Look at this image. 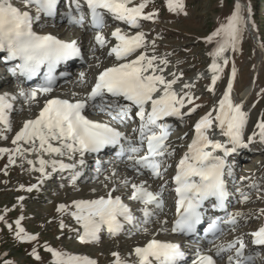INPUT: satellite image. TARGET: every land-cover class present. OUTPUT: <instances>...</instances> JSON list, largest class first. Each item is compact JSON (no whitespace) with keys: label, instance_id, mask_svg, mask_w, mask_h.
<instances>
[{"label":"snow or ice","instance_id":"1","mask_svg":"<svg viewBox=\"0 0 264 264\" xmlns=\"http://www.w3.org/2000/svg\"><path fill=\"white\" fill-rule=\"evenodd\" d=\"M59 3L60 0H0V53H6L5 59L8 61H17L11 69L12 74L32 80L44 70L43 84L32 89L30 93L21 92L27 100L34 101L38 93H51L56 84L57 66L80 55L76 40L64 41L51 34L42 35L33 30L34 23L45 17L57 16ZM129 5H133V0H66L67 11L63 16L69 24L83 27L86 7L90 26L96 30L95 43L103 48L109 43L102 35L106 14L131 28H139L140 20H153L156 15L144 13L147 0L131 7ZM167 7L171 12L187 15L183 0H167ZM248 12L251 15L250 8ZM245 24L241 5L237 3L227 23L205 38L206 43L215 40L217 44L211 54L213 63L209 68L213 85L219 79L218 73L222 71L216 59L223 58L224 65H227L228 60L224 58V53L229 48L237 50ZM111 36L116 43L108 55L114 56L117 63L98 74L94 85L83 98L46 100L38 115L34 119L26 120L16 133L12 140L15 148H0V156L8 154L9 164L15 165L17 158L24 160L31 171L40 173L42 183L43 178L49 176L46 171L49 167L53 172L73 170L76 169L77 163L81 167L84 166L86 154H98L103 149L112 147L118 148L116 156L122 161H129V166L138 176L144 175L146 171L152 179H164L165 173L171 167L166 161L175 155V149L168 143L172 126L167 123V119L176 117L183 120L185 116H191L200 107L195 104L198 97L189 92H178L174 88L182 79L183 73H170L172 78L169 79L165 75L169 64L166 58L154 54L149 56L146 51H140L147 47L143 32L128 36L117 27ZM152 47L155 48V41L152 42ZM235 75L236 70L233 67L232 77L235 78ZM80 80L81 83L85 82L83 73L80 74ZM191 87L193 85L190 83L183 85L184 89ZM231 89L232 83L229 81L227 90L218 101V107H213L194 124L191 143L187 144L186 152L175 166L173 191L176 195V218L171 228L172 233L195 235L198 226L204 222L206 202H211L213 211H226V201L229 197L226 177H230L232 173L227 170L225 159L217 153L223 152L226 157L237 147L245 146L243 130L248 120V114L242 110V104H235L231 100ZM209 90L214 91L213 88ZM10 99L14 97L10 98L8 94L0 95V124L5 126L0 129V139H7L3 133L11 131L8 113L13 105ZM186 107L187 112L182 111ZM89 110L93 115H102L107 119H90L86 114ZM114 124L120 127H115ZM132 124L136 126L131 127ZM130 127L131 135L120 130ZM216 127L227 138L226 143L210 138L215 134ZM256 127L264 140V120L258 122ZM252 138L249 137V141ZM28 155H35L37 159H26ZM45 156L51 159L46 160ZM57 156H67L73 163L66 164L55 159ZM97 170H100L99 164ZM112 175H116L115 171ZM75 176L78 177L79 172H76ZM123 184L131 188L129 199L144 206L141 209L145 218L143 223H149L153 217L158 218L159 212L164 208L163 193L167 182L161 184L159 191L155 192L151 190L148 180L139 184L125 180ZM34 189H38V185L26 189L21 185V190L31 192ZM115 191L117 189L113 188L106 197L74 201L70 206L75 208L76 211L71 215L83 230L79 236L81 243L98 241V234L104 228L110 235H118L124 229V222L131 224L135 220L132 210L123 202L122 197L112 195ZM20 199L23 200V197ZM247 199L245 195L243 200ZM68 207L60 205L57 211L65 212ZM261 214H264V209ZM240 216H243V213L210 219L206 235L218 237V234H222L224 229L220 227L221 223L227 224L230 231H235L237 217ZM4 219L5 217L0 215V221ZM163 223L166 224L167 221ZM63 227L61 224V228ZM15 235L21 242L38 239L37 236L25 232L20 220L16 221ZM247 235L252 237V245L264 246V226ZM211 243H214V240ZM246 247L244 237L238 236L226 245L217 246L215 256L219 257L228 252L231 253L227 258L228 264H254V255L245 254ZM45 250L54 258L52 264H95L86 257L69 255L47 246ZM134 254L138 258V264H153L154 261L156 264H180L185 257L179 244L156 239L150 240L144 247H137ZM31 255L37 260L40 259L35 249ZM113 256L116 258L115 264H124L118 253H113ZM4 264L11 262L5 261ZM191 264H216V260L213 255L198 248Z\"/></svg>","mask_w":264,"mask_h":264},{"label":"rangeland","instance_id":"2","mask_svg":"<svg viewBox=\"0 0 264 264\" xmlns=\"http://www.w3.org/2000/svg\"><path fill=\"white\" fill-rule=\"evenodd\" d=\"M141 2L143 0H133V5ZM183 3L187 15L169 11L167 0H147L144 13H155L154 19L141 20L139 28L124 32L128 36L132 31L134 34L143 32L147 47L140 51H146L149 56L154 54L157 57L166 58L169 64L165 75L169 79L172 78L170 73L177 75L183 73L182 79L174 88L178 92H189L194 97H198L195 104L200 107L191 116H185L183 120L179 119V122L174 123L175 127L168 141L175 149V155L166 161V164L171 167L165 173L164 179H148L147 174L138 176L135 171L130 170L129 161H122L121 158L116 157L118 148L101 155L107 159L108 163L104 168L102 167L99 174L92 175L94 166L93 164L89 165L84 170L86 178L84 181L73 179L76 170L64 172L65 174L58 173L54 176L49 167L46 170L49 176L43 178L41 183L40 173L31 171L30 166L24 160L17 158L15 165H11L8 162V154L0 156V215L5 217L3 221H0V264H4L5 261H9L11 264H52L54 258L50 252L45 250V246L69 255L86 257L94 261L95 264H115L116 258L113 253H118L124 264H134L138 260L134 250L137 247H144L152 237L159 238L158 241L161 242L175 243L176 238L180 237L178 234L171 237L168 232L169 228L167 230L168 225L163 223L164 217L170 220V225L173 223L169 202L172 192V189H169L172 170L178 159L184 155V151H181L182 148L194 136L191 132L193 124L213 107H218V101L227 90L229 81L232 83L231 100L235 104H242V110L248 114L247 124L243 130L245 146H241L234 154L237 155L246 148L247 150L252 149V153H246L238 162L235 161V157L231 158V161L235 163L236 174L229 190L233 197L228 202V210L222 216L227 218L230 214L238 212L243 213V216L237 217L238 224L235 231H230L227 224L221 223L220 227L224 229V232L218 234V237L211 238L214 243L198 248L205 252L207 249L209 250L208 247L216 249L219 245H226L236 237L243 236L247 245L246 250H249L250 235L247 234L264 225V214H261V210L264 209V140L261 139L259 129L256 127L258 122L264 120V49L261 48L260 42V38L264 42V0H183ZM237 3L241 5V15L246 24L237 50L233 51L229 48L224 53V58L228 60L227 65H224L223 58L216 59V62L221 65L222 71L218 73L219 79L213 85L212 73L209 68L213 63L211 54L217 44L215 40L212 43H206L205 38L227 23L228 18L234 13ZM18 6L22 7L19 4ZM249 8L251 15L248 12ZM62 25L65 26V23L52 25L43 22L39 23L36 28L43 32L49 30V34L53 33L54 36L62 32L66 35L64 37L66 40L70 37L73 38L81 31L85 32L86 43L83 44L85 49L80 48L79 60L72 64L73 73H69V68L67 70L69 75L66 74L55 84L57 89L54 90V93L57 96L72 100L81 98V94L87 93L89 84L93 82L94 77L103 67L117 63L107 56L115 41L111 39L110 33L102 30V35L109 43L98 49L93 44L96 32L83 27L68 31V28H63ZM53 26H58V29L53 30ZM109 27L114 28L113 25ZM153 41H155V48L152 47ZM233 67L236 70L235 78L232 77ZM81 73L88 81L86 85L78 89L76 85L81 81ZM185 83H190L193 87L184 89ZM15 87L18 90L17 98L15 97L10 102L15 111L12 117L8 115L11 131L3 133L7 139H0V148H15L12 140L16 133L26 120L36 117L34 110L37 111L40 103L44 100L42 97L31 102L24 101L21 99L24 97L21 92L30 93L29 89L19 85ZM210 88H213L214 91H210ZM8 93L11 94V92ZM19 99L20 101H18ZM192 106L188 105V107ZM30 107L33 109V113L29 112ZM188 107L182 111L187 112ZM213 114L215 115V113ZM135 126V124L131 125V127ZM4 127L3 124H0V129H4ZM254 133L255 135H253ZM249 137H253L251 141H249ZM44 158L51 159L48 156ZM26 159L35 161L37 157L28 155ZM55 159L71 164L67 156H57ZM78 160L79 156H77ZM36 166L38 167V164ZM113 171L116 173L115 176L112 175ZM51 175L52 177H50ZM125 180L137 184L148 180L151 190L155 191L161 184L167 182V188L163 193L164 208L158 218L153 217L149 223H143L145 218L141 209L144 206L129 199L130 187H125L120 182L117 183V181ZM21 185L25 189L32 185H38V189L28 192L21 190ZM82 185L86 186L87 191H79ZM109 187H111L110 190L117 189L112 195L122 197L123 202L132 210L135 220L126 225L128 231L125 234L110 235L104 228L98 234V241L81 243L79 236L83 230L71 215L76 211L75 208L70 206L74 201L94 200L93 198L103 195ZM245 195L248 197L246 201L243 200ZM21 197L23 200L20 199ZM60 205L69 207L65 212H59L57 209ZM17 220H20V225L27 234L35 235L38 239L32 242L18 240L15 235ZM61 224L64 225L63 228H61ZM198 248L187 244L183 252L186 256H192ZM33 249L39 255V260L31 255ZM251 253L255 257L254 264H264V247L252 250ZM230 254L223 253L218 263L226 264L227 256ZM5 256L7 259L2 261L1 259Z\"/></svg>","mask_w":264,"mask_h":264},{"label":"bare ground","instance_id":"3","mask_svg":"<svg viewBox=\"0 0 264 264\" xmlns=\"http://www.w3.org/2000/svg\"><path fill=\"white\" fill-rule=\"evenodd\" d=\"M66 20H64L63 18H60V17H58V18H56L54 21H50V22H48L47 24H52V25H55L56 23H61V24H63L64 22H65ZM67 22V21H66ZM36 25V24H35ZM55 29H58V27L57 26H53V30H55ZM72 29V28H71ZM42 32V35H44V34H49V30H47L46 32H45V30H44V32L43 31H41ZM106 32H108V33H112V30H111V28H108V29H106ZM124 33V32H123ZM59 34H60V36H58L59 37V39H61V40H66L64 37L66 36L65 34H63L62 32H59ZM125 34V33H124ZM132 35H135L134 34V32L132 31V33L130 32V36H132ZM111 39H113L114 40V38L111 36ZM68 41H71V40H76L77 42H78V46H79V48H81V49H85V48H83V44L84 43H86L85 41H86V39H85V32H83V31H81L80 33H78L77 35L75 34V36L73 37V38H71L70 37V39L68 38L67 39ZM115 41V40H114ZM115 43H116V41H115ZM82 44V45H81ZM93 44L99 49L100 48V46L99 45H97L96 43H95V41H93ZM82 46V47H81ZM107 56H109L108 55V53H107ZM110 57V59L111 60H113V61H115V58H114V56H109ZM114 64H110V65H108V66H106V67H103L102 69H101V71H103L105 68H108V67H111V66H113ZM69 68H70V71H69V73H73V71H72V65L71 64H66V66L65 67H62L61 66V68H60V70H64L63 72L64 73H66V74H68V72H67V70H69ZM2 71V70H1ZM101 71H99L97 74H99ZM69 75V74H68ZM57 79L56 80H60V79H62V77H61V74L60 73H58L57 74ZM97 77V76H96ZM96 77H94V80H93V82L91 83V84H89V87H88V91H90V89H91V87L94 85V83H95V80H96ZM85 80V79H84ZM8 81H10V82H8ZM87 81L88 80H85V82L84 83H81V81H80V83H78L77 85H76V87L78 88V89H81L84 85H86L87 84ZM17 85H19V86H21V87H25V88H28L29 89V92H31V90L32 89H34V88H37L38 86H30V87H28L24 82H20V81H18V82H16L14 79H3L2 81H1V83H0V87H1V92H7V94H8V96L11 98V97H16L17 98V89H16V87L15 86H17ZM75 88V87H74ZM85 88H87V87H85ZM55 89H57V88H54V90ZM54 90L51 92V93H49V94H47V95H43V94H37V97H36V99H40V98H42V97H44V100L40 103V107H39V109L36 111V110H34L36 113V116L38 115V113H39V111H40V109L44 106V103H45V101L46 100H48V99H51V98H59V99H69V98H67V97H60V96H57L55 93H54ZM87 91V92H88ZM8 92H11V94H9ZM59 92H61V91H59ZM84 92H85V90H84ZM84 93L83 94H81V98H83L84 97ZM19 97V96H18ZM81 98H75V99H81ZM22 100H24V101H28L26 98H25V96L24 97H22L21 98ZM12 100L13 99H10V102H12ZM21 100V101H22ZM69 100H71V99H69ZM18 101H20V99L18 100ZM30 102L32 101V100H29ZM12 104V103H11ZM38 108V107H37ZM30 110H29V112H31V113H33V109L30 107L29 108ZM15 111V108L14 107H12V110L8 113V115L10 116V117H12V114H13V112ZM90 111L91 110H89L88 112L90 113ZM101 116V115H100ZM175 120V122H179V118H176V119H174ZM195 124V123H194ZM194 124H193V126H192V129H191V132H192V134H194ZM175 126V125H174ZM215 127V126H214ZM122 128H120V130H121ZM216 130H215V134H218L219 133V141H222V142H227V138L225 137V136H223L222 135V133L220 132V130H219V128L218 127H216L215 128ZM221 138V139H220ZM215 140V139H214ZM187 144L188 143H186L185 145H184V147L182 148V150L181 151H184V153L186 152V150H187V148H186V146H187ZM229 147H231V145H229ZM240 147H237L236 148V150H238ZM249 149V148H248ZM236 150L234 151V152H231L229 155H228V157H226V159L228 160V159H230V158H232V156L233 157H235V161H237L238 162V160L239 161H241V157H243V155H246V153L247 154H250V153H252V149H250V150H247V148L246 149H243V150H241L240 152H239V154H237V155H235L234 153H236ZM254 151V150H253ZM219 153L220 154H222L223 155V152H218L217 154L219 155ZM78 156V155H77ZM77 156H76V160H77ZM182 157V156H181ZM180 157V158H181ZM179 158V159H180ZM179 159H178V161H179ZM109 161V160H108ZM178 161H177V163H178ZM98 163H101L102 165L99 167L100 168V170L99 171H97V174H99L100 172H101V170L106 166L105 164L106 163H108L107 162V159H105L104 157H102V158H100V159H98ZM176 163V164H177ZM176 164H175V166H176ZM233 166H234V164H233ZM103 167V168H102ZM130 168V167H129ZM78 169H79V167H76V169H73L72 171H75V173L76 172H78ZM130 170H132V168H130ZM71 170H70V172H72ZM172 171H174L175 172V167L173 168V170ZM58 173H60V174H65L64 172L63 173H61L60 171H55L52 175H56V174H58ZM132 174V173H131ZM130 174V175H131ZM145 174H147L148 175V179L149 178H151L150 177V175L145 171ZM52 175L50 176V177H52ZM232 176H236V174H235V172H232V175L230 176V177H232ZM129 178H130V176H129ZM131 178H133V177H131ZM79 179H81V180H85L86 178L84 177V176H81ZM127 179V178H126ZM116 182V181H115ZM119 182L120 183H123V182H121V181H117V183L119 184ZM115 184V183H114ZM172 187H174V184H173V177L169 180V189L170 188H172ZM110 189H111V187H109V188H107V190H106V192L103 194V195H99V196H96L95 198H93V199H98L99 197H102V196H105L106 197V195H107V193L110 191ZM87 191V189H86V186H84V185H82V186H80V189H79V191ZM152 191H154L155 192V190H152ZM157 191H159V189L157 190ZM208 202H206V206H208ZM171 211L173 212V207L171 208ZM161 212H159V214H160ZM176 212H174V214H175ZM158 214V215H159ZM214 218H216V217H214ZM169 219H167V218H165L164 217V219H163V221H167V225H168V227H167V230H168V228H169V235H171V237L172 236H175V235H177V234H175V233H172L171 232V228H172V226H173V223H174V221H173V223L170 225V220L168 221ZM210 222V221H209ZM209 222H207L206 224H208ZM129 224V223H127V222H124V224ZM125 224V225H126ZM264 226V225H263ZM226 229V228H225ZM107 229L105 228V231H106ZM128 231V229H126V227H124V229L121 231V233L122 234H125L126 232ZM255 231V230H254ZM253 232V231H252ZM152 239H156V240H159V238H156V237H152L151 238V240ZM177 239V238H176ZM251 240H252V237L250 236V243H249V250L247 249H245V254L247 255V254H249V253H251L252 252V250H255V248H252V244H251ZM194 242H196V241H194ZM207 242H208V240H205L204 242H202V243H200L201 245H199V246H203V245H206L207 244ZM255 247V246H254ZM256 247H259V246H256ZM261 248V247H260ZM209 249H212V251H211V255H213V257L216 259V260H218V261H220L221 260V257L223 256V253H222V255L221 256H219V257H217V256H215V248H211V247H209ZM252 254V253H251ZM228 257V256H227ZM193 259H195V254L192 256V258H191V260L189 261V262H187V263H184V264H191V262H192V260ZM254 263H255V261H254ZM134 264H138V260L136 261V262H134ZM153 264H156V262L154 261L153 262ZM226 264H228V262L226 263Z\"/></svg>","mask_w":264,"mask_h":264},{"label":"trees","instance_id":"4","mask_svg":"<svg viewBox=\"0 0 264 264\" xmlns=\"http://www.w3.org/2000/svg\"><path fill=\"white\" fill-rule=\"evenodd\" d=\"M240 1H242V0H240ZM260 42H261V48L262 49H264V42H263V39L262 38H260ZM31 257V256H30ZM7 259V256H5V257H3L1 260L2 261H5ZM29 259V258H28Z\"/></svg>","mask_w":264,"mask_h":264}]
</instances>
